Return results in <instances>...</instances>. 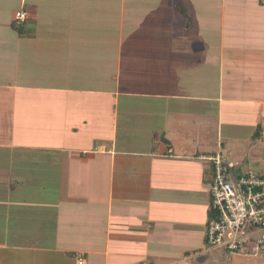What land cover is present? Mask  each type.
Here are the masks:
<instances>
[{"label": "crops", "instance_id": "obj_1", "mask_svg": "<svg viewBox=\"0 0 264 264\" xmlns=\"http://www.w3.org/2000/svg\"><path fill=\"white\" fill-rule=\"evenodd\" d=\"M218 148L264 173V0H0V264H264L206 245Z\"/></svg>", "mask_w": 264, "mask_h": 264}, {"label": "built area", "instance_id": "obj_2", "mask_svg": "<svg viewBox=\"0 0 264 264\" xmlns=\"http://www.w3.org/2000/svg\"><path fill=\"white\" fill-rule=\"evenodd\" d=\"M25 21L28 13L16 12ZM212 165L211 214L206 245L222 249L228 258L264 253V173L245 170L221 148L201 156ZM78 264H86L78 255Z\"/></svg>", "mask_w": 264, "mask_h": 264}, {"label": "rangeland", "instance_id": "obj_3", "mask_svg": "<svg viewBox=\"0 0 264 264\" xmlns=\"http://www.w3.org/2000/svg\"><path fill=\"white\" fill-rule=\"evenodd\" d=\"M250 166V165H249ZM245 170H252V169H250V167H247L246 166V169ZM252 171H255V170H252ZM220 251H218L220 254H221V256L223 257L224 255H223V253H224V251L222 250V249H219ZM227 257V256H226Z\"/></svg>", "mask_w": 264, "mask_h": 264}, {"label": "trees", "instance_id": "obj_4", "mask_svg": "<svg viewBox=\"0 0 264 264\" xmlns=\"http://www.w3.org/2000/svg\"><path fill=\"white\" fill-rule=\"evenodd\" d=\"M17 19H18V18H17ZM20 21H21V20H20ZM20 21H15V22H16V24H17V22H18V23H20ZM16 27H18V28H19V26H17V25H16ZM20 31H22V32H23V30H22V29H20Z\"/></svg>", "mask_w": 264, "mask_h": 264}]
</instances>
